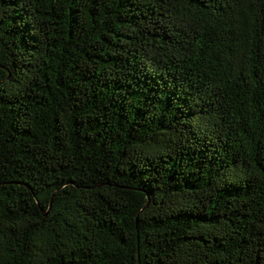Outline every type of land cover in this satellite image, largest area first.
Returning <instances> with one entry per match:
<instances>
[{
    "label": "trees",
    "instance_id": "16d2710c",
    "mask_svg": "<svg viewBox=\"0 0 264 264\" xmlns=\"http://www.w3.org/2000/svg\"><path fill=\"white\" fill-rule=\"evenodd\" d=\"M0 264H264V0H0Z\"/></svg>",
    "mask_w": 264,
    "mask_h": 264
}]
</instances>
